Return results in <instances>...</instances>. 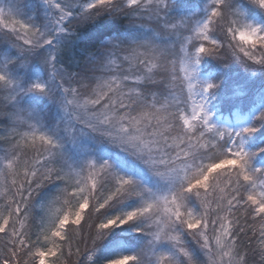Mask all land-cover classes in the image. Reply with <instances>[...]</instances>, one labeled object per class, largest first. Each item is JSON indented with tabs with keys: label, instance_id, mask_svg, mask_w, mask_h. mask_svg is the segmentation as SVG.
Segmentation results:
<instances>
[{
	"label": "snow or ice",
	"instance_id": "snow-or-ice-1",
	"mask_svg": "<svg viewBox=\"0 0 264 264\" xmlns=\"http://www.w3.org/2000/svg\"><path fill=\"white\" fill-rule=\"evenodd\" d=\"M0 264H264V0H0Z\"/></svg>",
	"mask_w": 264,
	"mask_h": 264
},
{
	"label": "rangeland",
	"instance_id": "rangeland-1",
	"mask_svg": "<svg viewBox=\"0 0 264 264\" xmlns=\"http://www.w3.org/2000/svg\"><path fill=\"white\" fill-rule=\"evenodd\" d=\"M232 71H233L234 73H237L238 71H241V72H239V73L242 74V73L244 72V69L242 68V66H240L239 64H237L236 67L232 68Z\"/></svg>",
	"mask_w": 264,
	"mask_h": 264
},
{
	"label": "trees",
	"instance_id": "trees-1",
	"mask_svg": "<svg viewBox=\"0 0 264 264\" xmlns=\"http://www.w3.org/2000/svg\"><path fill=\"white\" fill-rule=\"evenodd\" d=\"M236 66H237V64H236V65H234V66H233V68H234V67H236ZM239 72H241V71H238L237 73H239ZM82 247H83V246H82Z\"/></svg>",
	"mask_w": 264,
	"mask_h": 264
}]
</instances>
